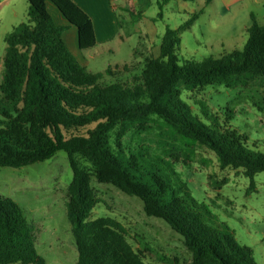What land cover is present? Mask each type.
Instances as JSON below:
<instances>
[{"label": "trees", "instance_id": "1", "mask_svg": "<svg viewBox=\"0 0 264 264\" xmlns=\"http://www.w3.org/2000/svg\"><path fill=\"white\" fill-rule=\"evenodd\" d=\"M26 2L27 22L5 38L0 167L17 169L65 152L72 173L65 213L76 264H149L146 253L151 250L134 247L119 222L109 217L88 219L100 201L90 186L91 177L138 198L146 216L161 219L181 237L189 260L173 257L167 264H257L252 249L240 246L227 227L206 223L210 213L192 197L175 169L176 158L151 149L142 137L151 132L149 123L157 121L191 154L192 147L211 152L220 170L239 171L254 190L253 177L264 173V153L248 146L246 135L222 124L202 101L197 102L199 115L194 113L181 93L264 83V24L258 25L250 15L241 50L178 65L179 34L197 18L192 14L176 29H165L158 57L146 56L134 67H107L103 73L91 74L62 40V33L72 26L78 49H92L95 36L88 15L70 0ZM48 6L66 25L54 22ZM131 68L138 72L132 74ZM104 77L113 82L106 84ZM76 156L86 160L91 170L79 167ZM34 242L20 208L0 197V264H45Z\"/></svg>", "mask_w": 264, "mask_h": 264}, {"label": "rangeland", "instance_id": "2", "mask_svg": "<svg viewBox=\"0 0 264 264\" xmlns=\"http://www.w3.org/2000/svg\"><path fill=\"white\" fill-rule=\"evenodd\" d=\"M125 1L127 10H117L119 26L115 29L114 40L98 42L94 48L80 51L75 28L67 26L62 33L70 54L91 74L103 73L107 67H134L146 56L158 57L165 29H176L192 14H197V18L189 29L179 34L175 53L178 65L220 58L241 50L245 42L243 27L249 24V14L239 13L232 17V13H221L217 6L203 11L201 0ZM27 10L26 0H0V78L5 38L14 27L27 22ZM250 11L257 24H264V2L250 6ZM48 12L56 24L64 23L51 6H48ZM133 69L132 74L138 72ZM103 82L113 81L104 77ZM263 91V81L257 80L246 87L183 90L181 98L198 115L197 102L202 101L222 124L246 135L248 146L264 153ZM149 126L151 132L142 137V143L158 153L176 158L175 169L192 197L203 203L210 213V218H205L206 223L214 228L227 227L240 246L252 249L255 262L264 264V173L253 177L255 189H249V180L239 171L220 170L211 152L192 147L194 153L191 154L188 147L167 134L157 121H151ZM129 138L127 135L126 141ZM75 160L79 167L91 170L90 164L80 156ZM71 176L63 151L21 168L0 167V197L11 199L20 208L33 230L35 250L45 264H76L77 252L65 213L66 190ZM222 179L226 181L214 185ZM90 186L100 201L88 219L109 217L119 222L134 247L151 250L146 253V263L167 264L173 257L189 260L190 254L181 237L161 219L146 216L138 198L111 185L97 183L93 177Z\"/></svg>", "mask_w": 264, "mask_h": 264}, {"label": "crops", "instance_id": "3", "mask_svg": "<svg viewBox=\"0 0 264 264\" xmlns=\"http://www.w3.org/2000/svg\"><path fill=\"white\" fill-rule=\"evenodd\" d=\"M70 1L73 2L77 7H79L90 18L95 36V46L97 45L98 42L104 43L107 41L114 40L117 34L115 29L116 27L119 26L117 10H121V11L127 10L125 0L124 1L70 0ZM190 1H195V0H190ZM201 1H202L201 4L203 6V11L205 9L207 10V8L209 7L217 6L220 8L219 11L221 13L222 12L232 13V17L237 16L239 13L249 14L250 17V15H252V12L250 11V6L252 7V6L261 5L264 2V0H201ZM131 2L132 0H129V3ZM129 3L127 5H129ZM56 14L64 22L63 24L61 23L60 25H66L65 20L60 16V14L58 12H56ZM250 24H251V19H249V24L248 25L245 24V26L243 27L245 31L250 26ZM135 54L137 55L138 52L135 51Z\"/></svg>", "mask_w": 264, "mask_h": 264}]
</instances>
